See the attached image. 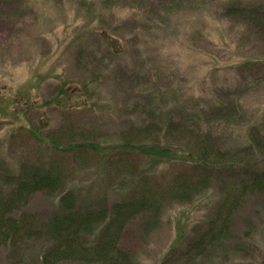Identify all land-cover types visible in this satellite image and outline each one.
Returning <instances> with one entry per match:
<instances>
[{"label":"rangeland","instance_id":"rangeland-1","mask_svg":"<svg viewBox=\"0 0 264 264\" xmlns=\"http://www.w3.org/2000/svg\"><path fill=\"white\" fill-rule=\"evenodd\" d=\"M22 3L0 29V167L17 172L41 158L60 169L76 194L90 188L111 206L137 197V167L145 160L109 152L102 164L86 150L45 152L46 146H109L136 125L172 117L209 134L213 147L235 149L264 124V38L226 13L232 4L262 10L264 0H183L167 11L109 0L102 14L100 0ZM177 175L174 165H161L147 183L171 186ZM224 179L214 173L208 191L190 203L164 205L159 218L131 222L121 242L133 264H159L176 239L184 242L192 227L212 220ZM55 206L38 194L27 212L48 217ZM243 216L255 228L243 251H214L192 264H264V211L256 206ZM243 226V219L236 222L238 232ZM0 264L11 263L1 256Z\"/></svg>","mask_w":264,"mask_h":264},{"label":"trees","instance_id":"trees-1","mask_svg":"<svg viewBox=\"0 0 264 264\" xmlns=\"http://www.w3.org/2000/svg\"><path fill=\"white\" fill-rule=\"evenodd\" d=\"M159 1L130 0L137 10L144 5L159 6L167 11L183 3V0H171L163 5L165 1ZM17 2L24 0H0V29L9 13L16 12L13 6ZM100 4L101 14L109 10V0H100ZM226 13L243 19L264 38L263 8L232 4L226 8ZM59 95L67 93L61 89ZM189 127L182 119L164 117L157 122L134 126L129 135H123L121 141L109 146L96 143L46 146L45 152L61 150L76 154L86 150L97 155L102 164L109 152L136 155L145 160L144 165L137 167L140 183L137 197L111 206L105 194L95 195L90 188L84 196L76 194L60 169L41 158L24 162L17 172L0 167V257L4 256L11 264H133L134 255L121 242L129 224L159 218L164 205L190 203L193 197L208 191L214 173L225 178L220 186L223 198L214 218L206 225L192 227L184 242L182 238L176 239L159 264L179 261L192 264L199 256L207 257L214 251L232 250L235 254L243 251L245 240L255 230L243 215L256 206L264 211V164L254 162H264V124L253 126L250 139L235 149L224 144L220 148L213 147L209 134ZM27 131L37 141L44 142L33 128L28 127ZM102 164L96 167V172L101 171ZM161 165H174L178 175L171 186L150 187L147 177L153 168ZM38 194L56 200L54 211L48 217L27 212ZM241 219L247 226L238 232L235 226ZM181 241V246H185L179 252ZM231 242L233 246H229Z\"/></svg>","mask_w":264,"mask_h":264}]
</instances>
